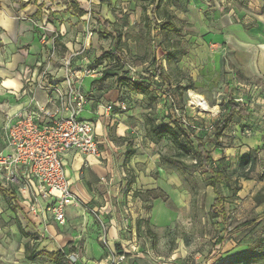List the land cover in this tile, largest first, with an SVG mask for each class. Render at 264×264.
I'll return each instance as SVG.
<instances>
[{"label":"rangeland","instance_id":"obj_1","mask_svg":"<svg viewBox=\"0 0 264 264\" xmlns=\"http://www.w3.org/2000/svg\"><path fill=\"white\" fill-rule=\"evenodd\" d=\"M59 3L66 15L76 12L77 0ZM106 5L114 16L108 23L98 25L90 17L79 22L88 28L87 35L94 33L95 47L91 45L88 52L93 65L105 77L114 76L115 83L114 70L124 72L122 78L128 76L132 80L130 71L127 72L129 66L136 68L137 76H151L158 67L163 74L155 79L148 77L150 95L138 102L137 109L145 121V128L140 130L144 137L142 144L150 149L138 152L127 147L126 154L133 156V162L130 157L121 164L128 177L124 181L125 191L121 190L118 196L120 210H117L120 230L126 238L119 244L121 249L113 248L116 251L111 254L125 256L119 264H125L128 256L131 259L141 256L135 259L140 264H264V143L230 162L225 159V150L221 149V158L214 154V139L204 133L212 160L215 164L224 160L220 165L231 178L230 184H220L226 199L219 207L220 217L213 218L210 209L216 194L205 185L208 176L205 168L197 166L192 151H181L184 170L168 163L169 157L179 152L178 145L168 137L153 140L147 129L151 121L167 123L171 107L185 109L186 121L204 129L224 115L226 100L233 94L234 79L241 74L227 44L230 37L227 41H216L214 35L222 31L224 24L233 22L247 30L250 42L257 40L258 46L264 45V0H106ZM87 8L91 17L98 14L91 4ZM154 8L156 15L151 14ZM54 13L58 12H50L49 21L56 18ZM136 14L137 18L131 17ZM168 20L179 29L172 30L169 37L156 27ZM58 21L72 20L63 17ZM72 22L73 26L80 25ZM118 51L123 61L119 60ZM258 55L262 63L264 51ZM251 82L257 85L256 92L264 95V73ZM117 87L123 97L130 94V88L123 82H118ZM196 96L207 102L206 110L194 102ZM160 155L166 159L162 160ZM129 190L141 201L133 205L136 207L133 212L127 209ZM147 191L152 192L147 195ZM6 203V197L0 195V241L5 234L2 225L6 219L17 218ZM234 230L222 246V236ZM102 245L110 247L108 240ZM26 250L33 259L29 264H70L60 253L55 255L58 262L55 263L45 254L35 255L38 248L29 246Z\"/></svg>","mask_w":264,"mask_h":264},{"label":"crops","instance_id":"obj_2","mask_svg":"<svg viewBox=\"0 0 264 264\" xmlns=\"http://www.w3.org/2000/svg\"><path fill=\"white\" fill-rule=\"evenodd\" d=\"M77 1L85 11L88 4L96 9L98 14L90 17L93 23H108V19L114 17L106 0ZM22 2L29 3L23 8ZM61 6L59 0H0V152L6 146L9 121L17 114L31 110L41 122L50 119L45 112L57 118L69 116L70 105L64 101L69 83L64 59L73 55L72 69L91 67L96 72L94 76L73 77L71 82L88 98L79 118L94 123L101 155L86 156L70 151L63 158L69 188L79 203L65 208L66 223L61 227L55 224L47 210L52 203L50 199L44 200L36 212L31 210L33 199L38 194L33 183L29 188L19 189L0 183V195L7 199L6 208L18 218H7L2 225L5 234L0 241V264H29L33 260L27 256L29 246L38 248L35 255L60 250L68 261L75 254L78 256L75 264H111L110 253L120 250L119 244L126 238L120 230L121 221L117 213L120 210L118 196L121 190L125 191L124 181L128 177L121 164L127 163L131 157L126 154L127 147L138 152L150 149L145 144L137 149L133 143L134 132L145 128L144 118L137 109L143 96L131 93L134 104L125 112H119L117 108L105 110L103 104L118 102L125 97L117 87L118 83L114 82L115 77H105L90 59L91 52H88L91 45L95 47L94 38L87 35L88 28L79 23L80 19H89L88 12L66 15ZM50 12H58L53 14L56 18L52 21H49ZM151 14L156 15V12L151 11ZM63 17L80 25L58 21ZM131 17L137 18V14ZM246 31L241 24L231 22L224 24L222 31L214 35L216 41H227L230 37L227 44L241 74L234 79L232 95L248 111L245 116L236 115L219 139L224 146L214 151L221 158V149L225 150V159L230 162L235 160V156L247 155L250 149L264 143V95H259L257 85L251 82L264 73V61L260 63L258 60V52L264 51L261 48L264 45L258 46L257 40L250 42ZM43 34L47 40L42 38ZM52 41L56 52L52 59L47 60V47ZM130 162H133V156ZM138 203L141 201L134 196L133 190H129L128 211L133 212L136 208L133 205ZM157 206H161L159 202ZM106 240L109 248L102 245ZM135 259L139 260L141 256H133L132 259L128 256L125 264H140Z\"/></svg>","mask_w":264,"mask_h":264},{"label":"built area","instance_id":"obj_3","mask_svg":"<svg viewBox=\"0 0 264 264\" xmlns=\"http://www.w3.org/2000/svg\"><path fill=\"white\" fill-rule=\"evenodd\" d=\"M91 15L92 13L88 12V16ZM92 34L90 32L89 36ZM42 38L48 39L46 34H43ZM52 42L47 47V60L52 59L56 52L54 41ZM73 57L72 55L64 59L69 76L64 101L70 105L69 116L57 118L45 112L50 119L48 122H41L35 118L31 110L17 114L9 121L6 146L0 152L1 185L5 187L12 185L19 189L29 188L34 184L38 194L33 199L31 210L36 212L44 200L50 199L52 203L47 210L59 227L66 223L65 208L79 203L78 197L69 188L63 158L70 151H77L86 156L101 155L94 123L79 118V113L88 98L77 91L71 82L73 77L80 79L84 76H94L96 72L91 67L72 69ZM129 71L132 81H136L138 77L136 68L129 66ZM129 95L118 102L103 104V107L107 111L117 108L119 112H125L134 104L131 93ZM176 114L188 124L184 111L177 108ZM212 130L214 128L211 125L209 131ZM134 133L133 143L135 148L139 149L144 137L139 131ZM124 258V255L114 256L110 253L111 264H119ZM77 259L78 256L75 254L70 256L73 262Z\"/></svg>","mask_w":264,"mask_h":264},{"label":"trees","instance_id":"obj_4","mask_svg":"<svg viewBox=\"0 0 264 264\" xmlns=\"http://www.w3.org/2000/svg\"><path fill=\"white\" fill-rule=\"evenodd\" d=\"M29 2H22L21 7H26ZM74 7L76 9V12L79 15L86 14V11L80 8L79 3L74 4ZM155 8L152 10V13H155ZM156 27L161 28L164 31V35L169 37V34L172 30L178 31L179 29L176 27V25L168 20L163 25L156 24ZM117 52V55L119 57V60H122L121 58V52ZM123 61V60H122ZM125 64V63H124ZM129 70H127L128 72ZM114 73H116V81L117 83L123 82L124 85H127L130 88V93H135L136 95H142L143 97H149L150 95V88H151V81L148 84V77L151 79H155L156 77H163V74L161 72V68H157L156 73H153L151 76L143 74L142 76H138L136 81H130V77L128 76L122 78V75H124V72H120V70L116 71L114 70ZM150 109L153 108V103L149 106ZM177 107H171L170 113L171 118L169 121L165 124H156L155 122L151 121L148 124V134L149 136L156 141H160L166 137L172 140V142L176 145H178L179 152L176 153V155L169 157L167 160L168 163L173 164L175 167H178L181 170H184L182 163L180 162V156L181 151H184L185 153L191 152L194 155V158L196 160V164L198 167L203 166L205 168V172L207 173V177L205 178V185L212 187L215 191L216 197L213 200V203L211 205V214L213 218L220 217L221 213L219 211V207L223 204V202L226 199V196L221 192L220 190V184L223 182H226L228 184L231 183V178L228 174V172L225 170L223 165H220V163H224V160L219 161L217 164H215V161L212 160L211 153L209 152L208 148V141L204 138L206 134L209 133L210 137L214 139V145L212 148L218 149L219 147H223L222 142L219 140L220 137H222L225 133V131L228 129L229 125L234 121L236 115L239 116H245L248 114L246 106H244L241 102H238L233 95H229L226 100V106L223 110V116L213 121L210 126L212 125L214 130L209 132V126L207 128H198L197 126H193L191 124L184 123L182 117L178 116L176 114ZM182 111L185 112V109H182ZM198 129L199 132H198ZM190 146V147H189ZM191 150H190V149ZM160 158L162 160H165L166 158L162 155H160ZM245 163V161H244ZM228 164V163H227ZM246 164V163H245ZM152 191H147L146 194H150ZM158 197H154L152 199H157ZM262 220V219H261ZM257 220V222L261 221ZM231 231L226 233L225 236H222L221 238V245H225L227 239L233 235L235 232ZM46 255L49 256L50 259L54 260L55 263H58L57 260H55L56 253H61V255H65L64 253L59 251L56 252H45ZM43 254V252L39 253ZM69 262L71 264H75L72 260L69 259Z\"/></svg>","mask_w":264,"mask_h":264},{"label":"bare ground","instance_id":"obj_5","mask_svg":"<svg viewBox=\"0 0 264 264\" xmlns=\"http://www.w3.org/2000/svg\"><path fill=\"white\" fill-rule=\"evenodd\" d=\"M194 102L198 103V105H200L203 110L208 108L207 102L201 97L196 96V100Z\"/></svg>","mask_w":264,"mask_h":264}]
</instances>
